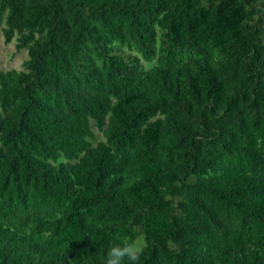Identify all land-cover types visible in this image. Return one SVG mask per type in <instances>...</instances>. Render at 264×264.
<instances>
[{"label":"trees","instance_id":"1","mask_svg":"<svg viewBox=\"0 0 264 264\" xmlns=\"http://www.w3.org/2000/svg\"><path fill=\"white\" fill-rule=\"evenodd\" d=\"M2 22L27 58L0 69V264H105L125 237L138 264H264V0H0Z\"/></svg>","mask_w":264,"mask_h":264},{"label":"clouds","instance_id":"2","mask_svg":"<svg viewBox=\"0 0 264 264\" xmlns=\"http://www.w3.org/2000/svg\"><path fill=\"white\" fill-rule=\"evenodd\" d=\"M147 247L141 237H125L119 243H113L107 253L105 264H123L127 258L129 264H138Z\"/></svg>","mask_w":264,"mask_h":264},{"label":"rangeland","instance_id":"3","mask_svg":"<svg viewBox=\"0 0 264 264\" xmlns=\"http://www.w3.org/2000/svg\"><path fill=\"white\" fill-rule=\"evenodd\" d=\"M3 26V22L0 23V69H21L24 59L27 58V51L25 49L16 48L17 41L15 38L10 42H5ZM94 131L96 133V138L102 139L101 133L96 128H94Z\"/></svg>","mask_w":264,"mask_h":264}]
</instances>
